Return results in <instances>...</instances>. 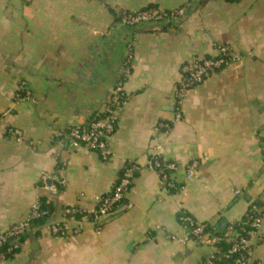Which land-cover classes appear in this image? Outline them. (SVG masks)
I'll list each match as a JSON object with an SVG mask.
<instances>
[{"label":"crops","instance_id":"0c3cea01","mask_svg":"<svg viewBox=\"0 0 264 264\" xmlns=\"http://www.w3.org/2000/svg\"><path fill=\"white\" fill-rule=\"evenodd\" d=\"M147 6L184 14L158 31L119 25L117 12ZM215 44L240 59L188 90L175 120L180 67L215 55ZM129 46L126 100L102 158L66 134L105 110ZM156 147L177 166L175 189L149 167ZM129 162L140 171L98 230L64 218L65 208L94 209ZM46 176L65 180L58 194L42 188ZM41 199L50 207L47 224L30 229L21 250L0 264H200L216 238L171 240L184 237L180 214L220 231L254 206L264 234V0H0V234ZM50 224L79 233L54 237ZM249 246L246 264H264L261 233L250 234Z\"/></svg>","mask_w":264,"mask_h":264},{"label":"built area","instance_id":"2783aa9c","mask_svg":"<svg viewBox=\"0 0 264 264\" xmlns=\"http://www.w3.org/2000/svg\"><path fill=\"white\" fill-rule=\"evenodd\" d=\"M30 1V0H25ZM184 14L183 8L175 10H162L159 8H145L133 12H122L116 16L119 25L126 28H133L140 25H148L153 31H158L161 27L171 26L178 18ZM215 55L194 57L189 62L180 67V80L178 81L173 94L175 104V120H180L182 117L181 105L182 101L188 92L195 86L200 85L204 80L221 69L237 62L240 59L239 54L231 50L224 44H215ZM132 50L128 47V53L122 63L120 76L116 82L113 92L108 100L105 110L95 116V119L80 127H72L67 131V138L70 144L74 147L82 146L90 151L98 152L102 158H106L109 154L107 151V140L114 133L117 121L118 110L124 105L126 97L124 94V84L126 83L131 73ZM19 93L23 97H29V91L24 83H20ZM160 128L168 130V125L160 123ZM158 148L150 150L151 156L149 167L158 175L160 184L165 188L175 187L171 180L172 174L177 169V166L171 162H164L157 155ZM197 161H191L187 166V176L192 178L197 168ZM140 168L135 163H126L120 177L114 186L111 193L102 196L98 199L97 205L90 211H84L76 207H69L63 211L64 218L79 222H92L96 225V229L100 228V223L103 218L111 214L115 208L126 200L127 193L139 173ZM64 179L52 180L48 177H43L42 188L48 193L55 195L65 186ZM248 222L246 228L235 230L230 226L224 235V238L231 242V246L225 252H221L219 248H215L214 253L207 258L202 264H246L250 253L249 236L251 233L259 232L263 225V218L256 207L250 208ZM48 210H39V203L28 212L26 218L13 226L9 230L0 234V246L7 238L22 234L26 230L30 221L39 217L49 216ZM81 216V219L74 218L75 215ZM90 218H89V217ZM89 218V219H88ZM178 221L184 230L183 238L171 236V240L185 243L189 240L204 242L211 244L210 235L206 232V225L197 223L192 217L186 214H180ZM50 233L54 237L67 239L79 233L78 229L73 231L68 230L66 224H50ZM0 256V261L3 259ZM228 261V262H227Z\"/></svg>","mask_w":264,"mask_h":264},{"label":"trees","instance_id":"16d2710c","mask_svg":"<svg viewBox=\"0 0 264 264\" xmlns=\"http://www.w3.org/2000/svg\"><path fill=\"white\" fill-rule=\"evenodd\" d=\"M206 1H209V0H200V3L203 4ZM223 1L228 2V3H236V2H240L241 0H223ZM145 8H157V7H155V6H147ZM145 8H142V9H145ZM122 12H129V11H122ZM122 12H117L115 16H117L118 14H121ZM19 94L22 95L21 93H19ZM169 189L172 190V189H175V187L169 188ZM39 210L40 211L48 210L50 212L49 204L46 203L44 199H41L39 201ZM249 211L247 212V214H246V216H245V218L243 219L242 222H239V223L233 225V228L235 230H239V229H242V228H246L247 229V225L245 223L248 222V215L250 213ZM63 216H64V214H63ZM74 218L79 220V219H81V216H79L77 214V215L74 216ZM48 219H49V216H46V217L44 216V217H39L37 219H33V220L30 221L29 227L26 230H24V232L22 234L7 238L6 241L0 246V256L1 255L4 256L2 261L11 260L21 250L24 241L28 237V231L30 229H32V228H36L37 229V228H39L41 226L46 225L47 222H48ZM227 230H228V228L226 227L225 229L220 230V231H215V230L213 231L212 227H209V226L206 227V232L210 235V237L216 238V241H217L216 248H219L221 252H225L231 246V242H228L224 238V235L227 232ZM203 262H201L200 264H202Z\"/></svg>","mask_w":264,"mask_h":264},{"label":"water","instance_id":"95a60500","mask_svg":"<svg viewBox=\"0 0 264 264\" xmlns=\"http://www.w3.org/2000/svg\"><path fill=\"white\" fill-rule=\"evenodd\" d=\"M225 226H226V223L221 222V223L216 227V229H217V230H223V229L225 228Z\"/></svg>","mask_w":264,"mask_h":264}]
</instances>
